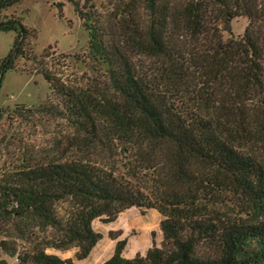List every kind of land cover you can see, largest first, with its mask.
Instances as JSON below:
<instances>
[{"label":"trees","instance_id":"1","mask_svg":"<svg viewBox=\"0 0 264 264\" xmlns=\"http://www.w3.org/2000/svg\"><path fill=\"white\" fill-rule=\"evenodd\" d=\"M22 1L0 0V15ZM69 1L96 82L72 86L39 63L51 97L0 107V120L101 129L121 154L36 166L23 155L0 174V223L13 228L2 249L16 264H75L48 250L77 248L87 259L103 239L93 222L137 207L163 216L161 241L126 257L128 239L109 232L115 246L101 264H264V0H147L143 10L114 0L109 19ZM239 17L242 36L232 31ZM0 31L17 33L0 60L1 87L19 60H39L36 30L21 18L0 16ZM37 230L49 234L36 242ZM16 238L31 247L19 252Z\"/></svg>","mask_w":264,"mask_h":264},{"label":"rangeland","instance_id":"2","mask_svg":"<svg viewBox=\"0 0 264 264\" xmlns=\"http://www.w3.org/2000/svg\"><path fill=\"white\" fill-rule=\"evenodd\" d=\"M132 1L136 2L134 4L140 10L147 5V0ZM112 2L114 0L79 1L83 11L96 10L104 18L109 15L108 11L112 9ZM59 3H63L61 9L58 6ZM92 4L95 5L94 10L91 9ZM10 15L18 16L25 26L36 30L37 38H31L30 41L39 62L22 59L19 60L16 71L5 73L0 87V107L3 109H14L16 105L31 107L51 97L47 81L38 73L41 67L39 63L42 62H46L48 68L61 77L66 84L80 86L96 82L98 77L89 68L86 58L89 53L88 33L73 2L69 0H23L16 7L1 11L0 16ZM106 19L109 18L106 17ZM246 26V18L234 19L232 22L234 35L242 36ZM16 34V31H0V60L10 52ZM45 54L48 57L43 56ZM129 54L137 63L135 53ZM107 141L108 135L101 129L87 131L69 122L58 121L46 124L38 121V118L8 114L0 120V174L10 171L17 163L19 165V160L24 157L23 155L33 166L54 160L80 157L102 161L109 157L118 159L121 148ZM61 210L65 212V206ZM162 219L163 216L155 209L137 207L123 211L111 223H103L96 219L93 227L102 234L103 239L88 260L83 263L77 262V264H101L110 257L115 242L109 238V232L119 233L120 238L128 239L126 257H133L137 253L144 254L151 247L154 238L157 243L161 241L160 222ZM11 229L13 228L9 221L0 223V241L10 240L7 235L11 233ZM152 232L155 233V237ZM48 234L37 230L33 240L40 242V239ZM16 243L19 252L31 247L28 240L16 238ZM77 250V248L69 250L50 248L48 251L74 259ZM16 263L17 257H12L0 246V264Z\"/></svg>","mask_w":264,"mask_h":264},{"label":"crops","instance_id":"3","mask_svg":"<svg viewBox=\"0 0 264 264\" xmlns=\"http://www.w3.org/2000/svg\"><path fill=\"white\" fill-rule=\"evenodd\" d=\"M96 247H97V246H96ZM96 247L94 248V250L92 251V253L90 254V256L94 253ZM55 253L59 255V253H57V252H55ZM59 256H61V255H59ZM90 256H89V257H90ZM61 257L64 258V259H65V258H68V257H63V256H61ZM89 257H88V258H89ZM70 258L73 259V257H70ZM88 258H87V259H84V260H77V259L74 258L73 260L75 261V264H77V262H81V263L85 262L86 260H88Z\"/></svg>","mask_w":264,"mask_h":264}]
</instances>
